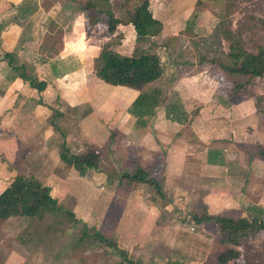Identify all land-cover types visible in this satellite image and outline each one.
Listing matches in <instances>:
<instances>
[{"label": "crops", "instance_id": "0c3cea01", "mask_svg": "<svg viewBox=\"0 0 264 264\" xmlns=\"http://www.w3.org/2000/svg\"><path fill=\"white\" fill-rule=\"evenodd\" d=\"M63 7L67 5L59 1L47 6L43 0H0V143L5 141L7 144L2 146L28 149L26 156L36 166L30 175L42 179L55 194L63 185L71 196H67L69 201L63 199V204L70 203L67 210L72 213L79 210L76 180L87 178L89 188L98 171L88 168L81 176L59 159L58 146L69 142L70 133L76 131L72 130L74 127L68 118L67 113H71L75 129L98 146L102 147L108 128L113 127L125 133L117 148L121 156L134 155L140 168L148 173L158 164L163 166L157 182L161 183V196L154 191L157 196L154 199L147 198L142 182L135 185L124 182V172L115 178L102 172V179L111 180L110 189L105 193L104 212L112 211L114 197L122 198L120 210L112 213L117 217L114 226L124 228L126 236L130 233L134 239L140 229L148 226H158L162 232H168L172 224L158 223L157 218L164 213L169 219L174 212L183 209L181 206L187 212L200 211L230 218L243 217L244 209L251 203L264 209V131L258 125L238 127L236 123L238 118L254 115L253 108L245 109L241 103L225 105L213 83L203 85L197 76L181 75L171 87L177 89L186 114L183 123L165 118L163 109L158 107L143 127L127 128L126 121L130 117L125 107L137 91L120 87L130 91L129 97L126 100L117 97L118 101L114 102L116 98L112 94L100 97L87 86L100 79L94 73L88 75L91 72L82 63V49L78 45L80 31L74 28L61 31L56 49L52 48L53 31L48 26L56 22ZM173 12L177 11L173 9ZM178 14L175 15L178 19L186 18ZM153 16L162 22L163 31V21L154 13ZM4 52L14 54L8 63L2 58ZM21 70L43 81L44 88L37 91L29 86L18 76ZM82 104L91 107L89 122L78 119L82 115L78 105ZM67 126L71 128L65 131ZM98 130L105 132L101 138L96 134ZM245 173L244 179L241 174ZM75 176L78 179H74ZM168 189H171L170 195ZM61 193L57 196L63 198Z\"/></svg>", "mask_w": 264, "mask_h": 264}, {"label": "rangeland", "instance_id": "374dc122", "mask_svg": "<svg viewBox=\"0 0 264 264\" xmlns=\"http://www.w3.org/2000/svg\"><path fill=\"white\" fill-rule=\"evenodd\" d=\"M56 1L64 3L67 7H63L56 22L48 26L53 31L52 48L56 49L61 31H69L72 28L74 31H80L78 45L82 49V63L91 72L88 75L94 73L96 54L101 46H106L122 57L150 51L154 53L155 60L158 61L152 63L159 70L158 77L139 89L134 87H129V89L137 91L136 96L140 91L150 92L156 89L158 94L153 97L154 112L160 107L167 118L166 106L178 105L177 102L180 99L177 89L171 87L172 82L181 75L197 76L203 85L214 84L217 95L225 105L241 103L245 109L252 110L253 108L254 115L250 113L249 118L242 120L238 118L236 121L238 127L241 124L258 125L264 131V74L247 79L244 87L232 94V77L221 72L214 63L225 58L228 48L227 32L229 31L248 51L253 52L258 46L264 48V0H149L153 13L163 21L164 27L159 35L143 40L135 39L131 25L126 22L128 13L139 0H110L115 15L121 21L112 34L105 33L102 24L87 23L83 13L75 8L77 5L71 3V0H43V3L48 6ZM173 9L186 15V18L175 17L180 14L177 12L174 14ZM73 17H77L75 21H71ZM236 79L245 81L242 77ZM87 86L93 88L95 94L100 97L107 93L112 94L116 98L114 102L118 101L119 97L124 100L129 97L130 91L120 88L127 87L124 85H110L101 80H94V83H89ZM136 96L131 99V102ZM129 105L125 107V112L130 117L126 121V126L135 130L134 128L140 126L135 125V116L127 111ZM78 109L82 113L78 119L83 118L81 120L89 122L91 107L82 104L78 105ZM67 114L74 127L72 130L76 131L70 133L69 142L60 143V148L63 147L68 155L83 154L91 147L101 148L99 165L96 170L98 176L91 181V187L88 188L87 178L80 177L76 180L79 183V198L76 197L79 201V210L73 212V216L79 221H75L67 213L70 212L67 210L70 203L67 206L63 203L65 200L69 201L67 199L69 195L63 189V185L60 188V192L62 191L60 195H63V198L57 196L60 192L55 194L56 191L54 193L49 191L50 195L53 193L51 196L56 199L59 211L45 212L35 217L14 214L0 220V264H118L119 256L96 239L88 236L93 229L98 230L126 250L127 256L132 260L143 264H216V255L227 249L229 245L218 242V231L213 222H201L202 224L194 222L192 216L202 215L200 211L187 212L180 205L183 209L174 212L169 219L165 218L164 213H160L157 221L172 224L169 231L162 232L158 226L152 228L148 226L138 231L134 238L135 242L129 236L130 233L128 236L125 235L124 228L114 226L117 217L112 212L120 210L122 198L114 197L112 200L114 210L110 207L112 211L104 212L105 193L110 189L111 180L102 179V172L107 173L106 175L110 178L120 177L122 172L131 173L136 167H140L139 160L134 155L127 154L123 157L119 154L117 148L120 147V140L124 137L122 134H125L121 130L108 128V135L104 138L108 142L105 143L102 139L101 147L97 145L98 143L83 137L82 133L75 129L77 127L71 119L72 114ZM115 117L116 115L113 116V120ZM97 119L106 128L104 126L106 124L102 123L100 118ZM54 128L57 130L56 127ZM68 128L71 126H67L65 131ZM105 132L98 130L96 134L101 138ZM262 139L264 140V136ZM4 144L7 142L1 141L0 191L14 174L20 173L27 176L36 167L31 158L26 156L28 149L23 146L17 148L2 146ZM162 167L158 164L147 173L158 182ZM72 174L74 175L73 172ZM241 176L245 179L247 173ZM74 179L78 178L75 176ZM38 180L41 183L44 182L42 179ZM126 180L125 178L124 182ZM114 182L118 183L117 180ZM249 182L252 185L254 181L251 179ZM130 183L135 185L137 182L130 181ZM53 184L54 182L50 183V189ZM142 184L147 198L154 199L161 196L152 184L146 182ZM170 192L171 189H168L169 195ZM121 193L125 194L126 191H121ZM255 204H249L242 216L264 220V209ZM174 224L175 227H173ZM263 235L264 233L259 230L253 237L243 238L241 244L237 246L239 256L228 264L234 261L241 262L252 256L255 262L261 263L264 259Z\"/></svg>", "mask_w": 264, "mask_h": 264}, {"label": "trees", "instance_id": "16d2710c", "mask_svg": "<svg viewBox=\"0 0 264 264\" xmlns=\"http://www.w3.org/2000/svg\"><path fill=\"white\" fill-rule=\"evenodd\" d=\"M72 1L77 5L75 8L83 13L87 23L92 25L102 24L104 32L107 34H112L116 26L121 23L120 19L115 15L109 0ZM126 22L131 25L136 40L157 36L162 30V22L153 16L149 8V0H139L132 11L128 13ZM227 39L228 48L225 58L214 63L221 72L232 77V94H234L235 91L244 87L247 79L260 77L264 74V48L258 46L255 51H248L243 48L240 41L230 31L227 32ZM13 55V52H4L2 58L8 63L11 61ZM155 59L154 53L150 51L122 57L116 55L114 51L108 49L106 46H101L96 54L94 75L110 85H124L139 89L158 77L159 70L152 65L154 62H158ZM18 76L27 81L29 86L35 88L37 91L43 89L45 86L43 81L37 80L31 74L24 73L23 70L19 71ZM239 77L245 78V81L237 80L236 78L239 79ZM157 94L158 91L156 89H152L150 92L140 91L127 108V111L135 116L136 126L143 127L148 118L153 116V97ZM177 103L178 105L170 104L166 106L165 115L173 121L183 123L186 120V114L182 110L179 101ZM58 155L59 159L70 165L78 175H83L88 168L97 170L101 148L91 147L83 154L68 155L64 151V148H60L59 146ZM122 176L128 181L152 184L155 190L160 192L158 183L148 176L147 171L140 167H136L131 173H123ZM59 210L60 208L56 204V199L49 194V187L31 175L14 174L13 178L0 191V220L14 214L35 217L45 212ZM67 213L75 221H79L73 216L72 212L68 211ZM192 219L195 223L213 222L218 231V242L229 245L227 249L216 255V264H228L231 260L236 259L239 256L237 246L241 244L243 238H251L259 230L264 233V220L261 219L257 220L245 217L230 218L207 213H203L200 216L193 215ZM88 236L96 239L109 248L111 252L119 256L120 260L118 264H142L129 258L126 250L117 247L113 241L109 240L98 230L93 229L92 233ZM262 247H264V235ZM252 257L245 258L241 262L234 261L231 264H264V259H262L261 263H257Z\"/></svg>", "mask_w": 264, "mask_h": 264}]
</instances>
